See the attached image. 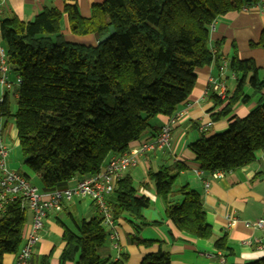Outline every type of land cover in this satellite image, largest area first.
<instances>
[{"label": "trees", "instance_id": "trees-1", "mask_svg": "<svg viewBox=\"0 0 264 264\" xmlns=\"http://www.w3.org/2000/svg\"><path fill=\"white\" fill-rule=\"evenodd\" d=\"M262 1L103 0L92 5L89 17L82 16L77 3L67 2L62 9L45 8L30 21L17 15L2 18V44L21 83L15 89L16 111L12 113L7 91L0 116L15 118L24 163L40 176L43 189L65 188L76 178L99 173L112 156L130 151L153 127L152 118L175 115L195 89L197 70L220 59L221 43L217 50L211 46L215 21ZM111 27L114 33L100 43ZM66 34L94 35L97 44L72 42ZM249 45L264 51V29ZM234 49L226 65L237 76L236 87L223 100L213 90L210 95L212 120L227 117L228 125L211 135L202 133L190 145L200 169L210 172L247 166L256 151L264 150V77L254 59H243L236 45ZM247 85L253 93L247 92ZM255 94L256 106L246 116L233 114L238 103H250ZM183 169L161 166L150 171L149 178L165 201L167 219L178 230L212 238L201 193L188 183L175 187ZM113 196L108 204L115 220L127 214L149 224L143 210L151 200L138 194L132 177L123 175ZM27 213L23 197L3 201L0 264L23 245ZM107 238L99 211L77 231L65 227L62 262L122 264L100 255ZM132 241L153 244L137 237ZM214 243L227 255L232 253L226 235ZM142 264H171V256L162 250L148 253ZM247 264H264V257Z\"/></svg>", "mask_w": 264, "mask_h": 264}, {"label": "crops", "instance_id": "crops-1", "mask_svg": "<svg viewBox=\"0 0 264 264\" xmlns=\"http://www.w3.org/2000/svg\"><path fill=\"white\" fill-rule=\"evenodd\" d=\"M102 1L0 0V20L17 15L22 20L30 21L45 8L62 9L67 2L77 3L82 16L89 17L92 5ZM62 28L67 29L66 20L62 21ZM263 29L264 10L261 2L250 4L243 10L231 11L215 21L211 28V46L217 50V44L221 43L218 50L220 59L197 70L198 80L195 89L177 110L181 117L173 129L171 148L143 155L138 166L124 173L132 177L138 194L145 195L151 200L150 206L143 210L144 219L149 224L143 225L141 220H135L127 214L117 219L116 238L112 239L108 234L105 245L99 249L103 258L121 261L122 264H142L146 254L159 250L170 253L171 264H247L264 257V231L246 224V221L264 219V150L256 151L255 160L251 164L227 172L220 178H214L212 172L200 169L195 154L190 149L192 142L202 133L211 135L224 130L228 125L227 117L219 121L212 120L211 109L214 101L210 98L213 90L210 87V80L222 81L226 83L228 91L234 90L237 76L228 65H225L234 55V45L241 58L256 61L260 67L259 75L264 77V51L249 45L250 41L260 37ZM66 39L88 45L97 44L94 35L66 34ZM16 76L14 71L9 73L11 81H14ZM249 88L253 91L251 86L247 85V92L252 93L248 91ZM15 89L9 92V96L13 94L12 100L16 102L15 106L13 102L12 113L17 109L18 95ZM6 92L0 83V96ZM255 100L257 102V98ZM253 101L254 97L248 104L238 103L233 114L246 116L256 106ZM169 119L167 116H158L155 122H158V125L153 126L140 140L157 134ZM209 122L212 124L208 125ZM0 139L5 141L11 150L8 158L9 167L26 176L31 183L38 180L42 185L40 176L24 163V159L14 156V147L19 146V139L13 116H0ZM140 140L134 142L132 147L138 146ZM161 166H170L177 172L180 166L184 167L180 170L175 187L188 183L201 193L207 221L214 232L212 238H197L181 232L167 219L165 201L157 195L155 185L149 178L150 171L158 170ZM80 178L69 182L67 186L75 184ZM34 185L45 191L43 187ZM109 199L114 200L113 194ZM97 214V205L90 199H74L65 203L62 211H51L45 220L41 238L34 245L30 264H42L44 259L48 264H75L74 261L61 260L66 247V241L63 240L64 229L68 227L77 231L83 220L89 221ZM231 217L238 219V222L231 225L229 222ZM32 218L33 214L28 210L24 236L30 230ZM224 235L227 236L228 246L232 249L230 255L216 248L214 243L216 238ZM133 237L152 241L153 244L145 246L134 243ZM16 257V254H6L4 264H15Z\"/></svg>", "mask_w": 264, "mask_h": 264}, {"label": "built area", "instance_id": "built-area-1", "mask_svg": "<svg viewBox=\"0 0 264 264\" xmlns=\"http://www.w3.org/2000/svg\"><path fill=\"white\" fill-rule=\"evenodd\" d=\"M261 7L264 10V1L261 2ZM10 72L11 65L8 62L7 51L2 44L0 35V83L6 91L14 90L21 83L20 76H16L15 81H11L9 79ZM210 83V87L218 97L222 100L226 99L228 94L226 83L214 79H211ZM3 101L4 95L0 96V105ZM180 117L181 113H175L156 135L140 140L139 145L132 147L127 153L112 156L99 173L81 178L75 184L65 188L49 191L40 190L23 174L9 167L8 158L11 150L5 141L0 139V209L5 199L21 196L25 199L28 210L33 214L30 230L24 236L23 245L16 253L15 264H30L34 245L41 238V231L49 213L51 211H62L65 203L74 199L92 200L97 205L108 234L112 239L116 238V220L108 204L109 196L116 190L117 184L124 173L128 169L139 165L143 155L171 148L173 129ZM211 124L212 122L208 123V125ZM225 173L227 172L224 170H215L212 175L214 178H220ZM229 222L234 225L238 222V219L231 217ZM246 224L264 231V219L246 221Z\"/></svg>", "mask_w": 264, "mask_h": 264}, {"label": "rangeland", "instance_id": "rangeland-1", "mask_svg": "<svg viewBox=\"0 0 264 264\" xmlns=\"http://www.w3.org/2000/svg\"><path fill=\"white\" fill-rule=\"evenodd\" d=\"M262 75V74H261ZM15 81V80H14ZM249 92H252L253 93V91H250V88H249V90H248ZM13 94H11V97H10V100H11V108H12V105H13V102L15 101V100H12L13 99ZM256 98H258V94H255L254 95V103H256ZM16 105V102H14V106ZM156 120H157V117L156 118H152L151 120H150V122H151V125L152 126H156V125H158L157 123H155L156 122ZM16 150V151H15ZM14 156H16V157H22L23 158V155H22V151H21V148H20V146H17V147H14ZM33 183L34 184H37L38 186H43V184L41 185V183H39V181L38 180H35V181H33Z\"/></svg>", "mask_w": 264, "mask_h": 264}, {"label": "water", "instance_id": "water-1", "mask_svg": "<svg viewBox=\"0 0 264 264\" xmlns=\"http://www.w3.org/2000/svg\"><path fill=\"white\" fill-rule=\"evenodd\" d=\"M113 33H114V28L111 27V28H110V31L107 32L106 34H104V35L100 38L99 42H100V43L105 42L106 40H108V39L110 38V36H111Z\"/></svg>", "mask_w": 264, "mask_h": 264}]
</instances>
